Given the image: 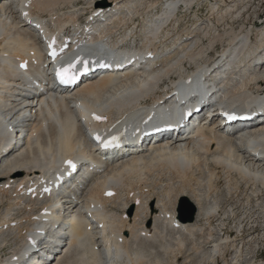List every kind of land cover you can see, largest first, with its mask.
<instances>
[{
    "label": "bare ground",
    "instance_id": "bare-ground-1",
    "mask_svg": "<svg viewBox=\"0 0 264 264\" xmlns=\"http://www.w3.org/2000/svg\"><path fill=\"white\" fill-rule=\"evenodd\" d=\"M77 1L0 0V81L5 79L0 84V264H21L41 233L38 226L51 230L57 221L54 232L62 236L48 233L41 258L32 257L27 264H144L149 257L144 250L151 244L172 253L171 264L183 251L201 254L204 264H264L250 256L252 252L244 254L245 246L264 235L250 229L244 236L239 219L231 239L226 230L230 223L220 215L227 205L223 215L235 220L233 206L239 195L246 194L249 205L264 194V19L258 22L256 11L260 3L81 0L85 7H79ZM202 3L209 14L201 18ZM253 7L252 19H247ZM35 16L54 35L62 33L65 43L69 40L66 55L74 64L90 66L114 56L125 63V55L139 51L147 59L134 70L124 67L68 91L46 83L36 88L37 80L26 85L18 65L31 66L45 57L44 45L31 33ZM78 22L85 26V36L72 32ZM100 22H107L106 31H98ZM44 33H51L46 26ZM217 45L221 50L209 55ZM209 70L211 75H206ZM217 70L221 72L214 79ZM214 82L222 91L212 101ZM180 93L186 95L181 98L185 102L176 99L174 113L163 116L166 103ZM220 107L232 116L244 113L247 119L226 125L214 118ZM204 110L211 113L209 120H204ZM85 111L93 114L91 124L102 136L116 138L112 145L120 147L103 151L97 146L82 122ZM187 113L191 116L185 121L181 114ZM94 115L103 119L96 121ZM14 117L22 122L14 139L25 136L18 145L2 149L11 137L6 124ZM168 126L172 133L147 136ZM188 128L193 130L186 134ZM66 161L75 165L73 171ZM145 170L156 172L159 192L132 189ZM184 193L194 200L192 222L175 214V203ZM51 213H56L55 219ZM60 224L66 227L61 230ZM62 237L57 250L55 243Z\"/></svg>",
    "mask_w": 264,
    "mask_h": 264
},
{
    "label": "rangeland",
    "instance_id": "rangeland-1",
    "mask_svg": "<svg viewBox=\"0 0 264 264\" xmlns=\"http://www.w3.org/2000/svg\"><path fill=\"white\" fill-rule=\"evenodd\" d=\"M161 1H164V0H161ZM95 2H101V0H95ZM252 3H254V7L257 6V4L260 3L259 6L256 9V11H258V15L260 17V20L258 21L257 19L254 18V21L260 22V21H262L264 19V0H254V1H252ZM77 4H78L79 7H85L84 2L81 1V0L77 1ZM203 4L204 3H202V5L200 6L199 16L201 18L202 17H206L209 14L208 10L206 9L207 7L204 6ZM99 7L102 8V6H99ZM254 7L249 11L247 19H252V12H253ZM190 23H191V21L188 22V25H190ZM236 26H237V24H236ZM204 44H205V50H207L206 43H204ZM219 49L221 50V46L217 45L215 47V50H208L207 53L209 55L213 56V55H215L217 53V51H220ZM189 66L190 65L186 64V68H188ZM145 172H147V174ZM144 174H146V175H144ZM153 175H155V178H154ZM194 175L197 176V172H195ZM148 176H149V179H148ZM151 178H152V180H150ZM148 180L151 181V182H149ZM153 181H154V183L156 182V184H154ZM158 182H159V179H158V176H157L156 172L145 170L142 173L141 180H139V182L134 183L132 189L137 190L139 193L147 192V191H150V190H155V191L159 192V187L158 186H159L160 183L158 184ZM146 183L149 184L148 188H149V186L151 187L153 185L152 188L148 189ZM165 183L166 182H164V180L162 179L161 185H164ZM144 185H146V187ZM153 187H155L157 189H155V188L153 189ZM222 191H223V188L221 186L220 187V193L218 195L219 198L223 197L222 196ZM184 194H185V197H179L177 199L176 203H175V208L174 209H175V212H176L175 214L177 215L176 217H182V215H183L182 218H186V216L191 212V207L194 208V200L188 194H186V193H184ZM182 198H186V201L183 202L181 200ZM234 203L235 204L233 206V209L235 208L234 211H235V214L237 216V218L235 220L232 219V220L229 221L227 219V217L225 215H223V211L224 210L227 211L230 208V207H227V205H224L223 209L220 211L221 212L220 215H222V217H224V219L226 220V224L230 223V225H228L226 227V230L228 231L227 233H229L231 239L233 238V236L236 235V233H235V225H238L237 220H239V219H240V222H242V226L244 227L243 228L244 236H246L247 233L252 231L253 229L258 230V233H260V235L261 234L264 235V194H262L259 197L258 201H255L252 198L249 205L246 204V194H242V195H239L238 198L234 200ZM26 210H28V208H26ZM130 212H131V209H129V208L125 210V214L126 215H129ZM215 220L216 219H214V221H212L213 225H215L217 223ZM150 224H151V222H149V221L146 222V226L149 227ZM250 229H252V230H250ZM215 235L218 236L217 234H215ZM241 240L243 241V239H241ZM246 250L252 252V254L250 256H255V258L257 259L258 262H260V261L264 262V238H263V240H259L258 239V242H256V244H251V245H248L247 247L245 246V250L244 251H246ZM4 251H5L6 255H8L10 253L8 250H4ZM247 251L244 252V254L247 253ZM63 252H60L59 256H61L63 254ZM80 253H81V250H79V254ZM144 256H145V258L149 256L148 258L145 259V262H143L144 264H171V262L173 263V261H172L173 254L170 253V252H165L163 249H160L158 244L147 245L145 250H144ZM192 256H193V258H192ZM232 257H233V255H231V253H230V255H228L226 257L227 263H229V261H230V259ZM180 258H177V260L175 261V264H204L201 261L202 260L201 259V254L198 255V254L193 253L191 251H183V254H181ZM155 259H157V260H155ZM217 264H222V262L220 260H218Z\"/></svg>",
    "mask_w": 264,
    "mask_h": 264
},
{
    "label": "snow or ice",
    "instance_id": "snow-or-ice-1",
    "mask_svg": "<svg viewBox=\"0 0 264 264\" xmlns=\"http://www.w3.org/2000/svg\"><path fill=\"white\" fill-rule=\"evenodd\" d=\"M25 15H27V13H25ZM49 47H52V45H50ZM50 55H52V56L54 57V56L56 55V52H55V51H52V52H50ZM21 67H24V66L21 65ZM69 67H71V65H70ZM68 71H69L68 68H65V69H62V70H58V71H57L56 75H57V78L59 79L60 83H62V84H67V83H71V82H73V80L75 79V77H71V76H69V75H68ZM236 118H237V117H235V116H229V117H228V119H230V120H232V119H236ZM93 119L96 120V121H100V120H102L103 118L100 117V116H96V115H94V116H93ZM96 139H97V141H99V140H100V137L97 136ZM113 140H115V138H113ZM111 143H112V141L105 142V143L103 144V146H104V147H109ZM66 163H67L68 166L71 167V168H74V167H75V165H74L71 161H66ZM46 191H47V189H46ZM108 195H111V193H108Z\"/></svg>",
    "mask_w": 264,
    "mask_h": 264
},
{
    "label": "water",
    "instance_id": "water-1",
    "mask_svg": "<svg viewBox=\"0 0 264 264\" xmlns=\"http://www.w3.org/2000/svg\"><path fill=\"white\" fill-rule=\"evenodd\" d=\"M183 202L186 201V198H182L181 199ZM181 211V210H180ZM182 215V214H181ZM194 215H195V209L193 207H191V212L186 216V218H184L186 221L188 222H192L194 219ZM183 217V215H182Z\"/></svg>",
    "mask_w": 264,
    "mask_h": 264
}]
</instances>
